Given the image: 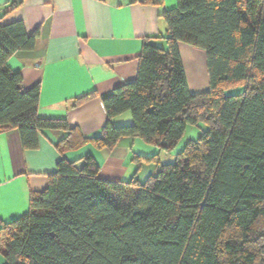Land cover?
<instances>
[{
	"label": "trees",
	"instance_id": "1",
	"mask_svg": "<svg viewBox=\"0 0 264 264\" xmlns=\"http://www.w3.org/2000/svg\"><path fill=\"white\" fill-rule=\"evenodd\" d=\"M17 6L0 16V133L18 129L25 149H37L44 131L65 135L47 188L0 228L6 264H264V0H178L164 10L166 47L144 41L136 79L103 96L108 120L93 137L41 118L40 86L25 89L8 67L37 44L23 21L3 22ZM180 44L206 51L207 89H190ZM124 114L130 124L112 123ZM188 126L201 136L161 164L159 153L173 151ZM123 139L156 150L134 154L130 181L102 180L93 155L65 157L88 144L113 150ZM142 162L157 164L145 182Z\"/></svg>",
	"mask_w": 264,
	"mask_h": 264
},
{
	"label": "crops",
	"instance_id": "2",
	"mask_svg": "<svg viewBox=\"0 0 264 264\" xmlns=\"http://www.w3.org/2000/svg\"><path fill=\"white\" fill-rule=\"evenodd\" d=\"M12 1L0 0V16ZM15 1L18 6L3 22L21 20L27 32L38 33V37L36 47L16 52L8 67L22 74L25 89L40 86L41 118L66 120L88 137L99 135L107 123L103 96L136 79L144 41L151 39L166 47L167 23L162 13L178 4V0H163L162 5L137 0ZM180 54L190 89H207L206 52L180 44ZM131 122L130 114L112 120L116 126ZM64 135L44 131L39 133L37 149H25L18 129L0 133V228L28 213L31 193L47 188L61 160L56 145ZM136 146L147 149L140 139H123L113 150L88 144L65 157L77 161L93 155L102 180L124 181L135 174ZM0 264H6L2 254Z\"/></svg>",
	"mask_w": 264,
	"mask_h": 264
},
{
	"label": "rangeland",
	"instance_id": "3",
	"mask_svg": "<svg viewBox=\"0 0 264 264\" xmlns=\"http://www.w3.org/2000/svg\"><path fill=\"white\" fill-rule=\"evenodd\" d=\"M201 50H203V49H201ZM204 52H206V51L204 50ZM185 64L189 66L188 60L185 61ZM202 64L203 63H201V65ZM203 65L205 66V63ZM208 83H209V81H208ZM241 91H243V89L242 90H236V91H234V93L241 92ZM200 126L202 127V125H200ZM201 134H202V130L199 126H188L184 137L180 140L179 144L177 145V147L173 151H171L169 153L168 152H160L159 153L158 158H159L160 163L161 164L174 163L176 161L177 154L183 150L186 143L189 140H197L201 136ZM144 147L147 149L142 150L138 146H136L135 151L137 153H135V154L136 155H143L146 157H150V156L155 155L156 150L154 147H152L150 145H146V144ZM135 166H136L135 169L138 170V165L135 164ZM156 168H157L156 162L155 163L154 162L153 163L142 162V166H141L140 170L138 171L137 178L139 180H141V182H145L150 175L157 173ZM130 179H131V177H130ZM130 179H129V181H130Z\"/></svg>",
	"mask_w": 264,
	"mask_h": 264
}]
</instances>
